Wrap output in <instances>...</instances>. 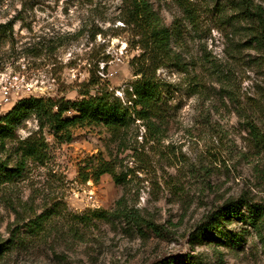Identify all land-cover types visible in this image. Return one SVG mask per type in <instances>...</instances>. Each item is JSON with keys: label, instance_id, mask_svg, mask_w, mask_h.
<instances>
[{"label": "rangeland", "instance_id": "374dc122", "mask_svg": "<svg viewBox=\"0 0 264 264\" xmlns=\"http://www.w3.org/2000/svg\"><path fill=\"white\" fill-rule=\"evenodd\" d=\"M121 1L0 0V24L14 27L0 31V118L30 96L58 100L55 110L104 88L127 99L143 50L117 18ZM151 1L167 25L181 26L172 45L192 72L172 61L157 72L162 136L146 138L137 120L127 148L104 125L77 126L67 142L49 124L41 130L35 117L24 121L17 139L44 136L48 158L30 160L23 177L0 187V264H154L168 256L187 264L199 254L264 264V231L247 217L197 233L206 215L231 197L264 202V56L250 44L226 53L228 37L236 45L248 40L243 22L237 29L223 23L230 0H190L200 13L196 25L176 0ZM205 55L224 68L227 90L218 73L208 72ZM6 87L14 92L9 103L2 99ZM102 159L127 174L122 183L110 173L95 181ZM121 198L157 228L113 214Z\"/></svg>", "mask_w": 264, "mask_h": 264}, {"label": "trees", "instance_id": "16d2710c", "mask_svg": "<svg viewBox=\"0 0 264 264\" xmlns=\"http://www.w3.org/2000/svg\"><path fill=\"white\" fill-rule=\"evenodd\" d=\"M182 7L185 16L191 24L196 25L200 19L199 9L190 0H176ZM229 11L224 15L223 23L234 26L235 29L242 28V22L248 40L243 44H235L234 40L228 37L226 41V53L235 54L242 50L237 46L252 45L261 56H264V5L256 3L255 0H230ZM125 26L130 28L133 39L141 45L143 53L137 67L139 79L132 85V91L127 89L129 97L120 99L113 92L99 89L97 94L85 93L78 101H68L70 107L61 105L58 110L59 101L45 97H25L20 99L9 111L0 118V187L11 184L24 176L29 161L44 163L48 158V143L44 136L31 134L25 139H17V129L24 121L35 117L39 121V128L43 130L49 124L54 135L62 140L70 142L73 138V129L81 125H104L119 141V146L127 148L128 132L133 123L143 121L146 127V138L152 140L160 139L163 133L164 116L161 104V86L163 80L159 79L157 72L162 65L176 62L180 69L186 71L189 76L192 74L190 64L173 47V37H178L181 26L176 23L174 27L166 24L160 11H157L151 0H122L120 12L117 17ZM237 23V24H236ZM13 23H1L0 31H13ZM99 32H104L99 29ZM96 34V33H95ZM1 35V34H0ZM110 56L107 55L108 59ZM205 60L209 61L208 72L217 74L222 84V89L227 90L221 80L224 68L220 69L217 61L211 60L207 55ZM149 62V63H148ZM205 64L202 68L205 70ZM195 78V77H193ZM94 85L99 83L95 77L91 80ZM196 85H198L196 83ZM195 93L201 91L196 86ZM255 132V130H254ZM12 143L10 148L7 144ZM142 150L137 147V157ZM93 176L98 182L102 175L110 173L117 184L122 183L127 174L121 177L115 168L114 161L102 159L93 169ZM91 173H87L85 180H88ZM118 209L113 213L127 222L143 226L157 228V226L140 215L139 211L127 207L123 198L118 201ZM247 209V213H244ZM247 217L257 232L264 231V202L255 200L253 197L242 196L231 197L219 206L218 209L209 212L202 224L199 226L198 234L205 235L216 229H220L227 219L232 217ZM2 249L0 246V253ZM154 264H183L175 256L165 257ZM187 264H226L224 256L219 254L216 261L204 259L202 255L194 257L193 261Z\"/></svg>", "mask_w": 264, "mask_h": 264}, {"label": "built area", "instance_id": "2783aa9c", "mask_svg": "<svg viewBox=\"0 0 264 264\" xmlns=\"http://www.w3.org/2000/svg\"><path fill=\"white\" fill-rule=\"evenodd\" d=\"M16 77V76H15ZM13 80L14 79H9V81H10V85L11 86H14V84H13ZM8 86V85H7ZM13 95H14V92L13 91H11L10 89H9V87H6V89L4 90V93H3V95H2V99H3V101H5L6 103H9V102H11V100H12V98H13Z\"/></svg>", "mask_w": 264, "mask_h": 264}, {"label": "bare ground", "instance_id": "6f19581e", "mask_svg": "<svg viewBox=\"0 0 264 264\" xmlns=\"http://www.w3.org/2000/svg\"><path fill=\"white\" fill-rule=\"evenodd\" d=\"M8 105H12V104L10 103V104H8Z\"/></svg>", "mask_w": 264, "mask_h": 264}]
</instances>
